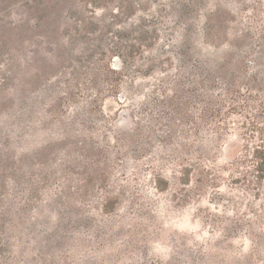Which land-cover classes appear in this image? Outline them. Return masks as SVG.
Here are the masks:
<instances>
[{
  "label": "rangeland",
  "instance_id": "374dc122",
  "mask_svg": "<svg viewBox=\"0 0 264 264\" xmlns=\"http://www.w3.org/2000/svg\"><path fill=\"white\" fill-rule=\"evenodd\" d=\"M262 108L264 0H0V264H264Z\"/></svg>",
  "mask_w": 264,
  "mask_h": 264
},
{
  "label": "trees",
  "instance_id": "16d2710c",
  "mask_svg": "<svg viewBox=\"0 0 264 264\" xmlns=\"http://www.w3.org/2000/svg\"><path fill=\"white\" fill-rule=\"evenodd\" d=\"M264 111V108H262ZM220 111L217 110L216 113L218 114ZM262 122L264 123V116H262ZM202 127V126H201ZM250 129L257 132V135L254 136V140L248 145H244L245 150L244 152L239 151L238 159L235 161L234 167L237 169L244 168V174L245 176L251 175L256 180H263L264 179V127H261L260 125L256 124V122L251 121L250 122ZM195 135L196 131L197 133L200 131V126L196 125L194 128ZM217 130V129H216ZM201 131H207L205 128L201 129ZM216 133V132H215ZM209 140H211L209 138ZM200 159V157H198ZM209 162V160H208ZM213 163H216L213 162ZM181 166V165H180ZM169 171V170H166ZM222 171H229L226 168H222ZM199 181V180H198ZM220 187V186H218ZM228 212L234 211L233 209L227 210ZM221 230H219L218 233H220ZM244 239H247L248 241H251L248 236H243Z\"/></svg>",
  "mask_w": 264,
  "mask_h": 264
}]
</instances>
